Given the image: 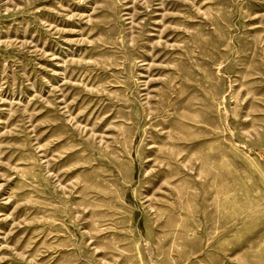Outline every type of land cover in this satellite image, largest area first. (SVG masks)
Segmentation results:
<instances>
[{"label": "rangeland", "instance_id": "rangeland-1", "mask_svg": "<svg viewBox=\"0 0 264 264\" xmlns=\"http://www.w3.org/2000/svg\"><path fill=\"white\" fill-rule=\"evenodd\" d=\"M0 264H264V0H0Z\"/></svg>", "mask_w": 264, "mask_h": 264}]
</instances>
